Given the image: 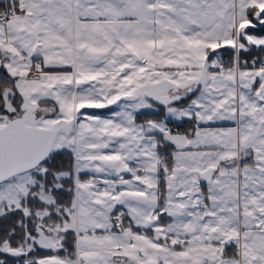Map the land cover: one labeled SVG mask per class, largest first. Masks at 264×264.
Wrapping results in <instances>:
<instances>
[{"label": "snow or ice", "instance_id": "snow-or-ice-1", "mask_svg": "<svg viewBox=\"0 0 264 264\" xmlns=\"http://www.w3.org/2000/svg\"><path fill=\"white\" fill-rule=\"evenodd\" d=\"M0 264H264V0H0Z\"/></svg>", "mask_w": 264, "mask_h": 264}, {"label": "crops", "instance_id": "crops-1", "mask_svg": "<svg viewBox=\"0 0 264 264\" xmlns=\"http://www.w3.org/2000/svg\"><path fill=\"white\" fill-rule=\"evenodd\" d=\"M98 111H101L102 113L107 114L106 110H98Z\"/></svg>", "mask_w": 264, "mask_h": 264}, {"label": "trees", "instance_id": "trees-1", "mask_svg": "<svg viewBox=\"0 0 264 264\" xmlns=\"http://www.w3.org/2000/svg\"><path fill=\"white\" fill-rule=\"evenodd\" d=\"M183 127V126H182Z\"/></svg>", "mask_w": 264, "mask_h": 264}]
</instances>
